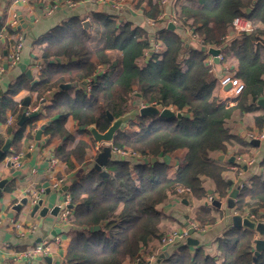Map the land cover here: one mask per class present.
I'll list each match as a JSON object with an SVG mask.
<instances>
[{
    "label": "trees",
    "instance_id": "trees-1",
    "mask_svg": "<svg viewBox=\"0 0 264 264\" xmlns=\"http://www.w3.org/2000/svg\"><path fill=\"white\" fill-rule=\"evenodd\" d=\"M162 6L161 0H157L145 13L159 24L153 33L141 25L133 26L130 21L117 23L106 13L94 12L102 33L100 47L89 43L90 31L85 29L82 19L74 16L60 22L39 43H44L46 56H61L66 61L47 63L33 85L25 77L18 79L0 98L1 120L5 121L8 114L15 117L8 130L12 134L11 149H18L24 127L41 116L50 120L43 130L49 139L67 141L71 138L65 127L68 116L86 125L87 130L94 127L103 132L112 122L108 112L123 123L109 145L146 156L144 161L110 157L103 167L105 174L92 166L69 185L72 222L77 230L67 245L64 264L134 261L149 240L161 235L159 205L168 194H175L178 187L188 188L194 197L200 198L206 194L202 178L207 177L214 182L217 196L227 194L228 183L222 177L224 166L209 153L224 151L233 138L224 126L233 106L221 102L215 94L216 78L205 63V49L187 46L179 29L188 26L205 46H219L234 17L245 16L254 23L250 32H243L222 46L225 59L237 60L230 72L244 83L236 107L248 109L244 103L247 96L259 95L264 87V0H186L175 9L179 23H173V27L168 26L170 17L163 14ZM258 22L263 26L259 27ZM155 42L162 44L160 52L151 51ZM139 58L143 61L139 62ZM102 67L106 70L100 72ZM85 79L87 91L81 84ZM64 82L76 86L74 96L59 90V84ZM25 86L38 95L53 88L54 97L50 104L41 105L43 112L17 125L22 107L12 97ZM135 99L139 100L133 102ZM141 102L161 104L180 114L140 115ZM263 123V116L255 117L258 128ZM3 142L0 136V147ZM81 146L68 150L63 143L54 148V156L71 167V156L80 161L85 156ZM102 147L103 144L98 149ZM9 148L1 159L9 154ZM178 149L185 150L183 160L174 176L169 177L167 165L159 157ZM261 166L264 168V159ZM261 206H264V181L257 176L252 178L250 187L244 184L239 187L234 208L240 215L248 208L255 219H260ZM213 209L201 206L194 220L200 226L215 222ZM95 225L98 227L94 228ZM252 241L251 229L231 225L217 238V254H206L200 247L193 249L184 240L162 262L264 264V249L255 255Z\"/></svg>",
    "mask_w": 264,
    "mask_h": 264
},
{
    "label": "crops",
    "instance_id": "crops-1",
    "mask_svg": "<svg viewBox=\"0 0 264 264\" xmlns=\"http://www.w3.org/2000/svg\"><path fill=\"white\" fill-rule=\"evenodd\" d=\"M65 1L0 0V98L18 79L25 77L24 80L29 85H33L37 81L41 68L47 63L66 61L61 56H46L43 52L44 43H39V39L45 33L64 20L74 16L82 19V21L87 19L89 25L85 29L90 31L89 43L97 44V47H100L102 33L99 22L93 16L96 11L110 15L117 23L130 21L133 26L141 25L151 33L159 27L156 21L145 15L146 11L150 9V5L157 0H142L140 3L138 0H80L71 6L64 4ZM112 2L117 3L118 6L114 7ZM53 3H57L56 8L47 13V9ZM179 3H186V0H166L162 6L163 14L170 17L171 13L178 8ZM152 20L153 23H151ZM250 22L254 27V23L251 20ZM257 25L263 26L261 22H258ZM179 31L185 36L187 46L199 47L198 43L190 37L191 30L188 26H184L183 30L179 29ZM243 32L245 31H234L231 25L226 35L230 37L229 41H231L241 36ZM262 39L264 41V36ZM17 43L21 44L19 56L15 62H11L10 54ZM160 47L163 48L161 43ZM146 54H148L147 51L145 52L147 58ZM142 61L143 58H139V62ZM236 64L237 60L233 57L225 60L228 70L235 67ZM104 70L106 68L102 67L100 72ZM215 70V74L221 73L223 71L222 65L216 62ZM262 78L264 79V76ZM60 84L59 90L62 89ZM81 84L85 86V91H87V79L83 80ZM63 90H66L65 93L68 96H74L76 86L70 83V86ZM54 92L55 89L52 88L45 94L38 95L25 86L12 98L22 107L21 115L23 113L28 115L37 110L43 112L41 105L50 104ZM25 97H28L27 106L23 105ZM254 97L256 99L264 98V87L259 95L247 96L244 103L248 109L241 110L236 107L241 95L234 102L228 103V105L233 106V110L224 120V126L233 135V138L224 151L216 150L209 153L213 160L224 166L222 177L228 183L227 194L223 197L217 196L214 182L207 177L202 178V186L205 188L206 194L200 198L194 197L190 191L168 194L159 205L161 211V219L158 225L159 234L181 231L187 228L190 221H195L194 216L200 207L208 205L215 208L212 210L216 218L215 222L204 225L202 232L192 231L190 233V236L197 240V244H192V247L193 249L200 247L206 254L210 255L218 253L217 238L227 227L232 225L229 213H236L234 206L230 210L227 207L226 199L229 191L236 186L239 187L240 184L250 187L253 177L260 176L264 181V168L261 166L264 159V138H257L259 140L257 144L250 142L252 138H256L264 130V123L262 128L255 125V117H264V107L253 100ZM138 100L135 99L133 102ZM9 116H12V121L15 120L12 114H8L5 121H2L0 117V136L4 140L9 136L12 139V134L8 133L10 123L7 119ZM49 121L48 118L41 116L35 123L27 124L22 131L18 149H11L9 145L11 151L0 160V178L10 177L0 196V264H64L67 245L77 230V226L72 222V206L68 207L69 201H66L67 189L72 182L77 181L87 172L88 168L93 166L94 158L100 151L99 146L105 143L97 142L92 137L90 129L87 130L86 125L77 123L71 116H68L65 121V127L71 138L67 141L62 138L49 139L43 132ZM63 143L68 150L82 144L81 147L85 151L83 160L80 161L71 156L73 165L68 167L65 162L57 159L54 156V148ZM14 153L19 154L20 165L17 167H12L7 159L9 155ZM184 153V149H178L159 157L167 165V176H174L177 166L182 163ZM116 157L125 159L111 151V158ZM230 157L233 159L230 160ZM131 161H144V159L134 158ZM57 178H63V182L59 187H53ZM47 188L48 193H46ZM208 195L218 199L220 207L208 203ZM22 197H26V204L22 205L19 211L13 210V205ZM38 198L42 199L39 208L42 206L48 208L45 216L38 217V210L31 214V205ZM54 206H58V210L55 214H50L49 210ZM63 208H68L70 211L66 218L61 215ZM258 212L261 214L260 220L264 221V206H261ZM246 213H249L248 208L243 212V214ZM249 214L253 216L252 213ZM14 223H18L20 226L17 228ZM252 231L253 241L251 244L254 251V239L259 236L256 231ZM159 237L152 238L141 249L142 255H155L150 264H163V258L174 251L180 242L176 240L161 247ZM37 244L48 246V251L42 254H23L22 251L26 248ZM125 264H134V262L127 260Z\"/></svg>",
    "mask_w": 264,
    "mask_h": 264
},
{
    "label": "built area",
    "instance_id": "built-area-1",
    "mask_svg": "<svg viewBox=\"0 0 264 264\" xmlns=\"http://www.w3.org/2000/svg\"><path fill=\"white\" fill-rule=\"evenodd\" d=\"M102 1H106V0H102ZM166 0H161V3L165 4ZM64 4L71 6L74 4V2L70 1V0H66L64 2ZM112 5L114 7H117V3L112 2ZM57 6V3H53L51 5V7H49L47 9V13L52 12ZM176 11L174 10L171 15H170V21L174 24L179 23V20L177 18L176 15ZM161 15H159L160 17ZM154 21L152 20L151 23H153ZM231 25L234 29V31L236 32H240V31H251L253 29V25L251 24L250 20L244 16H236L233 18ZM190 37L192 39H194L199 47L204 48L205 52L207 53V56L205 58V63L208 66V69L211 73L215 74L216 70H215V63L216 61L214 60V56L208 51L210 47L213 48H218L219 52L217 53L216 57L218 62L221 63L222 67H223V71L219 74H215V78H216V88H215V94L218 96L219 100L221 102H227V103H232L234 102V100L241 95L243 89H244V83L242 82V80L240 78H238L237 76H235L233 73H231L228 69L227 66L225 65V55L223 54L222 51V46L226 45L228 43V41L230 40V37L228 35H225L223 38V42L222 45L219 46H213V45H204L202 44V41L200 39V37L190 31ZM21 44L17 43L15 48L13 49V51L10 54L11 57V62H15L18 59L19 56V50H20ZM152 52H160L161 51V47H160V42H155L152 46L151 49ZM145 105H148L146 103L141 102L139 104V107H143ZM151 105H155V103H151ZM8 122L10 123L12 121V116H9V118L7 119ZM263 137V133H261L260 135H257L256 138H262ZM111 147V146H110ZM111 151L119 154L120 156L124 157V158H128V159H134V158H143L145 159V155L139 154L136 151L130 150V149H124V148H115V147H111ZM8 159V163L12 166V167H17L20 165V159H19V154L14 153L12 155H9L7 157ZM63 182V178H57L54 183H53V187H59ZM243 184H240V186H242ZM189 189L188 188H183V187H178L176 190V193H184V192H188ZM212 200H214V197L212 195H208L207 196V202L211 203ZM66 201H69V196L66 197ZM34 202V201H33ZM69 209L68 208H63L61 215L63 218H66L69 215ZM15 226L18 228L20 225L18 223H14ZM195 231V232H202L204 230V226H200L196 221H190L189 225L187 228L181 230V231H172L166 234H162L159 237V244L160 246H165V245H169L171 243H173L176 240L179 241H184L186 240V238L190 235L189 231ZM48 251V246L46 245H41V244H37L33 247L30 248H26L23 252V254L25 255H33V254H42V253H46ZM155 255L153 254H149V255H140L139 257H137L133 262L134 264H150L151 261L154 259Z\"/></svg>",
    "mask_w": 264,
    "mask_h": 264
},
{
    "label": "water",
    "instance_id": "water-1",
    "mask_svg": "<svg viewBox=\"0 0 264 264\" xmlns=\"http://www.w3.org/2000/svg\"><path fill=\"white\" fill-rule=\"evenodd\" d=\"M82 24L85 28L88 27L89 25V21L86 19L84 21H82ZM168 26L169 27H173V23L171 21L168 22ZM213 56H214V60L216 62H218L217 60V53L219 52L218 48H213L210 47L208 50ZM34 81V80H33ZM70 86V83H63L60 84V88L64 89ZM28 97H25L23 100V105L27 106ZM253 100H256V102L260 105H262L264 107V98H258L256 99L255 97L253 98ZM139 114L140 115H159V116H164V117H170L173 115H179L180 113L178 112H174L172 111L171 108L168 107H163L161 104H155V105H145L143 107H139ZM39 113V111H35L33 113L30 114H25L23 113L21 115V117L19 118V120L17 121L18 125H22L24 120L28 117L31 116H35ZM107 115L109 117V119L112 120L111 124L109 125V127L103 131V132H99L97 131L94 127L90 128V133L92 135V137L97 141V142H102L105 143L102 147V149L97 153L96 157L94 158L93 161V167L94 169L98 170L101 174H105L106 172L104 171L103 167L104 164L106 163V161L111 157V147L109 145V143L111 142L113 135L116 133V131L120 128V125L122 123V119L121 118H116L113 119L112 116L107 112ZM43 128V126H42ZM263 138H264V130H263ZM10 141H11V137H7L3 144L0 147V159L2 154L9 148L10 145ZM251 143L257 144L259 142V140L257 138H252L250 140ZM233 157H230V160H232ZM152 160H154V158H152ZM10 177H4V178H0V196L2 194V190L5 188V184L6 182L9 180ZM239 187L236 186L234 188H232L227 196V207L229 208V210L231 208H233L234 206V199L237 195ZM48 188L46 189V193H48ZM27 202L26 197H22L16 204L13 205L12 209L15 211H19V209L21 208L22 205H25ZM42 203V199L38 198L37 201H35L34 203H32L31 205V214H33L35 211L38 210V217L39 216H45L48 208L46 206H42L41 208L40 205ZM212 205H214L215 207H220V201L218 199H214L211 202ZM71 204H68V207H71ZM58 210V206H54L49 210L50 214H55ZM230 214V221L232 223V225H236V226H242L251 230H254L257 232L258 234V238L254 239V254H258L263 248H264V221L260 220V219H255L251 214L246 213L243 215L237 214V213H229ZM98 226L95 225L94 228H97ZM192 230L189 231V233H191ZM186 243L188 244H197V240L193 237H191L190 235L186 238Z\"/></svg>",
    "mask_w": 264,
    "mask_h": 264
}]
</instances>
